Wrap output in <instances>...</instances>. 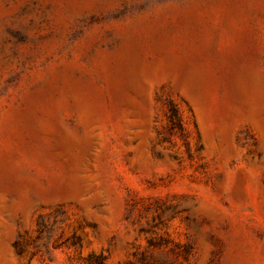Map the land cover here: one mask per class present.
Masks as SVG:
<instances>
[{
    "label": "rangeland",
    "instance_id": "rangeland-1",
    "mask_svg": "<svg viewBox=\"0 0 264 264\" xmlns=\"http://www.w3.org/2000/svg\"><path fill=\"white\" fill-rule=\"evenodd\" d=\"M0 264H264V0H0Z\"/></svg>",
    "mask_w": 264,
    "mask_h": 264
}]
</instances>
